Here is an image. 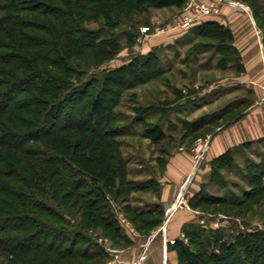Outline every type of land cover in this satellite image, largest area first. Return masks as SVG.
<instances>
[{"label":"trees","instance_id":"trees-1","mask_svg":"<svg viewBox=\"0 0 264 264\" xmlns=\"http://www.w3.org/2000/svg\"><path fill=\"white\" fill-rule=\"evenodd\" d=\"M186 1L0 0V254L6 264H91L98 254H91L89 246L79 245L89 242L84 235L86 229L99 228L111 240L120 234L115 221L113 225L102 214L107 209V195L114 191L116 196H126L157 186L152 179L142 183L126 179V161L113 141L119 134L102 129L101 124L110 118L114 108L113 99L107 96L111 88L92 95L87 92L92 80L86 84L72 82L113 56L110 47L103 50L99 47L103 44L92 42L94 32L85 25L103 19V27H110L115 23L111 18L114 13L120 17L141 12L142 7L172 8L180 13ZM239 1L249 6V0ZM24 2L29 3L28 9H23ZM21 13L38 14L46 23L34 26L21 19ZM252 14L257 16L256 11ZM29 30L40 35L27 33ZM189 30L196 37L220 41L214 51H233L239 71L243 69L228 28L206 20ZM151 57L156 58L153 51L141 54L139 60L147 67ZM156 62L160 65L158 58ZM120 71H111L103 83L121 87ZM64 109L68 112L62 115ZM61 115L65 117L63 122ZM138 123L144 138L152 143L163 139L158 125L152 126L144 119ZM211 123L198 122L200 129ZM231 151L211 161L210 184ZM249 169H257L256 173L251 170L248 178L253 192L245 201L231 202L234 206L261 195L263 187L258 183L264 177L263 165ZM222 202L229 203L216 201L205 187L188 199L189 207L200 213ZM258 203L256 200L252 206ZM155 205L157 211L130 218L140 234L147 235L163 222V210ZM127 210L130 212V208ZM69 211L76 213L78 222L64 215ZM187 236L188 244L175 240L171 245L177 250L179 264H264L262 234L237 232L230 242L214 238L216 251L212 252L208 241L196 234ZM239 250L245 253L242 261L236 260ZM233 258L235 262H231Z\"/></svg>","mask_w":264,"mask_h":264},{"label":"rangeland","instance_id":"rangeland-1","mask_svg":"<svg viewBox=\"0 0 264 264\" xmlns=\"http://www.w3.org/2000/svg\"><path fill=\"white\" fill-rule=\"evenodd\" d=\"M248 2L251 12H257L255 21L264 40V0ZM22 5L23 9L29 8L27 2ZM1 14L3 13H0V16ZM178 14L175 11L171 14L170 11L142 7L141 12L123 14L120 17L114 13L111 18L115 23H111L110 27H103L105 25L103 19L98 23L84 26L89 32H94L92 42H96V45L103 44L104 46H99L103 50L110 47L113 56L98 68H90L72 83L86 84L92 80L93 84L87 90L88 94L92 95L100 89L111 88L107 96L113 99L114 108L110 118L101 126L107 132L119 134L115 135L113 141L118 145L117 152L126 161L128 181L142 183L146 180H155L162 171L164 162L178 152L179 148L191 152L192 161L195 163L193 168L194 166L198 168L204 162L206 154V152L203 154L199 162L195 161L193 148L199 141L206 139L202 138L206 131L200 130L201 124L198 122L204 124L212 121V125H219L259 105V101L256 102L252 97V89L245 87L237 79L241 71L233 51L226 49V53L222 54L214 51L220 41L196 37L191 30H185L178 39L159 43L154 41L157 45H151L153 43L150 39L160 36L157 35V31L166 29L164 21L177 20ZM20 18L28 20L34 26L46 23L38 14L21 13ZM143 27L150 29L142 32ZM26 32L40 35L34 30ZM225 46L227 41H224L223 47ZM148 48L151 51H148ZM152 51L156 58L151 57L149 65L145 67L139 56L150 54ZM157 58L160 65L156 62ZM157 68L160 70L158 73ZM116 69H122L117 72L121 74L122 86L114 85L112 82L103 83L105 76L112 74L111 71L114 72ZM66 112L67 109L62 110V115ZM62 115L61 122L65 120ZM139 119H144L152 126L158 125L163 132V139L158 143H152L144 138ZM231 150L229 160L221 161L223 168L217 171L216 179L214 178L212 184L209 180V185L205 187L216 201L220 199L229 203L222 202L220 205L209 206L204 210L206 213H202L204 219L218 223V228L214 230L223 235V238L219 236L220 240L227 242L232 241L237 232L264 235V177L260 184L258 183L263 187L258 198L254 201L247 200L242 206L231 204L245 201L248 194L253 192L248 179L253 169L249 168L262 165L264 168V137ZM256 171L257 169H254L252 172ZM155 188L152 186L147 189L148 192H129L126 196H116L112 191L107 195V209L102 211V214L112 220V224L115 221L116 226L120 224L118 216H121L128 226L133 227L130 218L138 215L147 216L146 213L157 211L158 208L153 203ZM256 200L260 203L252 206ZM127 208H130V212ZM64 215L76 222L79 221L75 220L77 216L74 218L76 213L73 211ZM65 229L71 230L69 227ZM84 235L89 242L88 244L82 242L79 245L83 248L89 246L91 254H98L94 255L91 264H112L115 261V258L104 249L108 245L105 240H108V237L101 229H86ZM210 246L211 252L214 251V245ZM235 256L236 260L245 259L242 250L236 251ZM230 260L235 262L234 258ZM0 264H6L1 254Z\"/></svg>","mask_w":264,"mask_h":264},{"label":"crops","instance_id":"crops-1","mask_svg":"<svg viewBox=\"0 0 264 264\" xmlns=\"http://www.w3.org/2000/svg\"><path fill=\"white\" fill-rule=\"evenodd\" d=\"M230 2L233 6H222L220 14L209 17L207 21L216 22L231 31V45L237 51L243 68L237 79L252 89V97L258 102L263 95L264 85V40L249 6L239 0ZM157 10L179 13L172 8ZM176 16L177 20L164 21L166 29L157 31L160 36L150 39L151 45H157L154 41L159 43L178 39L184 34L185 30L178 27L179 14ZM232 120L219 125H205L200 129L206 131L202 138L208 140V146L205 160L198 168H193L195 163L191 152L186 149L179 148L178 152L168 157L155 178L157 192L154 194L157 195L153 196V203L160 205L163 210V222L147 235L140 234L131 225L126 228L120 223L117 226L120 229L119 237L115 240L105 239L108 245L104 249L115 258L112 264H134L142 253L146 259L140 264H179L177 250L169 241L178 240L188 244L187 235L196 234L212 244L214 238L223 236L217 230L200 225L202 213L192 210L188 199L209 185L210 163L213 159L228 150L264 137V104L254 106Z\"/></svg>","mask_w":264,"mask_h":264},{"label":"built area","instance_id":"built-area-1","mask_svg":"<svg viewBox=\"0 0 264 264\" xmlns=\"http://www.w3.org/2000/svg\"><path fill=\"white\" fill-rule=\"evenodd\" d=\"M228 5L233 6L230 0H187L184 8L179 13L178 27L184 30H189L202 22L206 21L209 17L218 15L221 11L222 6ZM149 27H143L142 32L148 31ZM263 95L259 100L258 104H264V85L262 87ZM208 146V140L199 141L194 147V159L196 162L202 158L203 154L206 152ZM119 222L121 225L128 227L126 221L118 216ZM200 225L204 228H218V223L202 218L199 221ZM184 237V236H182ZM172 245L174 240L169 241ZM146 256L144 253L138 258L134 264H140L145 261Z\"/></svg>","mask_w":264,"mask_h":264},{"label":"bare ground","instance_id":"bare-ground-1","mask_svg":"<svg viewBox=\"0 0 264 264\" xmlns=\"http://www.w3.org/2000/svg\"><path fill=\"white\" fill-rule=\"evenodd\" d=\"M176 204H178V203H176ZM175 207V206H174Z\"/></svg>","mask_w":264,"mask_h":264}]
</instances>
